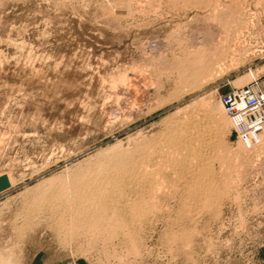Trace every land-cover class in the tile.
I'll return each mask as SVG.
<instances>
[{"label": "rangeland", "instance_id": "1", "mask_svg": "<svg viewBox=\"0 0 264 264\" xmlns=\"http://www.w3.org/2000/svg\"><path fill=\"white\" fill-rule=\"evenodd\" d=\"M192 53L219 57L213 73L191 77ZM262 93L264 0H0V264H264ZM240 94L262 113L237 116ZM218 100L206 206L153 146ZM121 152L157 176L146 213L128 202L148 183L124 180L111 228L72 220L74 177Z\"/></svg>", "mask_w": 264, "mask_h": 264}, {"label": "bare ground", "instance_id": "2", "mask_svg": "<svg viewBox=\"0 0 264 264\" xmlns=\"http://www.w3.org/2000/svg\"><path fill=\"white\" fill-rule=\"evenodd\" d=\"M191 57L194 60V67L191 68L189 73L191 77H197L199 74H210V71L216 69L215 64L219 61V57H215V55L208 57L203 54L192 53ZM185 77L184 75L182 78L185 79ZM250 97L240 94L236 103L237 107L242 108L245 106ZM262 97L264 98V94L259 98ZM227 104V100H218L215 113L210 111L211 109L203 107L202 112H199L193 118L191 117L189 123H181L180 125L171 127L166 134V138H163L158 146H153V156H155L154 154H158L159 158H157L160 160L159 163L162 168H177V166L181 167L182 163L188 164L190 170H193L194 175L197 177V191L195 192L198 199L197 202H202L205 205L212 203L215 196V187L212 180L214 171L212 161L215 159L219 160L220 158L223 159L227 155V151L221 149V145L224 142L222 134L225 126L228 125V122H231V119L229 118L228 122H223L218 116L219 112L228 110ZM237 107H234V109L236 110ZM258 109L259 113H262L260 108ZM255 130H249V132L254 133ZM194 133H198L197 136H191ZM206 150H210L211 153L206 152ZM161 153L164 154L162 155ZM142 159L136 158V155L131 152L107 154L74 177L68 188L77 192L76 196L79 198V207L81 209H79V213L77 209H72L71 219L76 220L77 216H81L79 218L92 227L97 226L103 221L101 226L111 228L118 222V217L114 213L108 214L107 212V208H109L108 206L111 202L109 197L110 195L116 194L119 196L121 194L119 190H121L120 187H122L124 180L128 183H136V185L148 183L144 187V190L142 189L143 195L141 197L128 202L132 213L139 211L142 215L148 202L147 197L156 193L155 189H158L160 185L157 183V176L153 172V169L144 166ZM154 161L156 162V160ZM176 170L180 174L183 172L182 168ZM102 198L108 199L103 202ZM83 207H85V210L82 209ZM138 218L141 219L140 217Z\"/></svg>", "mask_w": 264, "mask_h": 264}, {"label": "built area", "instance_id": "3", "mask_svg": "<svg viewBox=\"0 0 264 264\" xmlns=\"http://www.w3.org/2000/svg\"><path fill=\"white\" fill-rule=\"evenodd\" d=\"M232 98H230L228 101L229 102H232ZM235 101V100H234ZM233 101V104H232V107H233V109H234V106L235 105H237L236 103H237V101L238 100H236L235 102ZM252 101V102H251ZM255 101H256V99H250L249 100V102L245 105V106H243V109L237 114V116H239L241 113H243L246 117H250V114H255V112H257L258 114H261V113H259V111H256V110H254V111H252V110H250L253 106H252V104L253 103H255ZM251 102V103H250ZM263 103H264V100H263ZM262 103V104H263ZM232 107H230L229 109H231L232 110ZM262 116V115H261ZM261 116H259V117H261ZM258 117V116H257ZM257 117H256V119L255 120H250V119H248V121L250 120V123L252 124V123H254V121H256L257 120ZM262 119H264V118H262ZM251 124H250V126H251Z\"/></svg>", "mask_w": 264, "mask_h": 264}, {"label": "water", "instance_id": "4", "mask_svg": "<svg viewBox=\"0 0 264 264\" xmlns=\"http://www.w3.org/2000/svg\"><path fill=\"white\" fill-rule=\"evenodd\" d=\"M4 181H5L4 177L0 179V189H1V187L4 186Z\"/></svg>", "mask_w": 264, "mask_h": 264}]
</instances>
